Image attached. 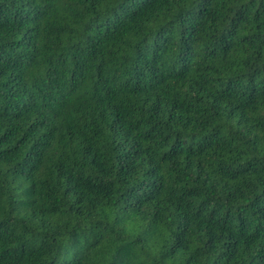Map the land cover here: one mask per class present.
<instances>
[{"label":"trees","instance_id":"trees-1","mask_svg":"<svg viewBox=\"0 0 264 264\" xmlns=\"http://www.w3.org/2000/svg\"><path fill=\"white\" fill-rule=\"evenodd\" d=\"M0 264H264V0H0Z\"/></svg>","mask_w":264,"mask_h":264}]
</instances>
